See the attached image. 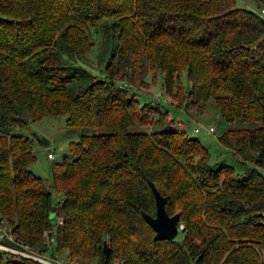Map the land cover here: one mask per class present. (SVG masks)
<instances>
[{
    "label": "trees",
    "instance_id": "trees-1",
    "mask_svg": "<svg viewBox=\"0 0 264 264\" xmlns=\"http://www.w3.org/2000/svg\"><path fill=\"white\" fill-rule=\"evenodd\" d=\"M243 1L0 0V222L13 242L70 264H264V13ZM158 75L186 112L211 98L230 124L220 144L249 166L209 163L165 108L139 104L129 91ZM56 115L81 132L46 183L11 128ZM148 182L177 214L170 240L141 218L154 213ZM0 264L40 263L0 252Z\"/></svg>",
    "mask_w": 264,
    "mask_h": 264
},
{
    "label": "rangeland",
    "instance_id": "rangeland-1",
    "mask_svg": "<svg viewBox=\"0 0 264 264\" xmlns=\"http://www.w3.org/2000/svg\"><path fill=\"white\" fill-rule=\"evenodd\" d=\"M237 5L258 12V9L248 1L236 2ZM96 45H94L88 54L89 64L88 71L98 75L100 67L96 68L93 62L95 57ZM160 76L158 75L153 83H150L144 91H136L131 89L129 92L135 95L139 104L150 102L159 103L166 109L168 117L176 124L183 126L185 133L190 137H195L208 151L209 163H220V161L232 166L236 173H240L244 166H249L248 163H239L235 161L228 150L224 148L218 138L224 133L230 124L226 123L218 114L216 107L211 98H209L200 113L194 111L186 112L182 106L176 105L161 91ZM180 84L184 92L188 88L184 74L180 77ZM160 95L159 98L156 96ZM182 103V100H179ZM239 125V124H238ZM232 126H237L232 123ZM211 127V132H206V129ZM197 130L196 133L193 130ZM13 133H18L30 139V151L33 154L34 160L29 165V170L48 183L50 179V166L52 162L59 161L61 156H69L67 145L69 141H75L77 135L81 132L80 128L66 127L61 115L46 116L39 120L29 122L22 127L11 128ZM45 142V143H44ZM52 155V161L46 159V154ZM51 202L54 204L58 200V194L53 190L50 191ZM60 255L61 252H58ZM89 264H95L93 262Z\"/></svg>",
    "mask_w": 264,
    "mask_h": 264
},
{
    "label": "built area",
    "instance_id": "built-area-1",
    "mask_svg": "<svg viewBox=\"0 0 264 264\" xmlns=\"http://www.w3.org/2000/svg\"><path fill=\"white\" fill-rule=\"evenodd\" d=\"M258 13L263 14L264 10L259 9ZM212 130L213 129L209 127L206 129V132H211ZM196 131H197L196 129L193 130L194 133H196ZM46 159L52 160V155L47 153ZM57 201L58 202L60 201L59 197ZM56 224H60V219L57 218ZM178 227L181 228L180 225ZM52 234L53 232L49 234H46L45 232L43 233L44 236L43 239L45 240V242H52L53 240ZM6 241L9 242L10 244L6 243ZM0 252H3V254H8L14 258H25L28 260L38 262L40 264H70L66 261V259L63 256H61L56 252H52L49 255L36 253L26 246H22L13 242L9 234V229L2 222H0ZM106 264H120V260L112 259Z\"/></svg>",
    "mask_w": 264,
    "mask_h": 264
},
{
    "label": "water",
    "instance_id": "water-1",
    "mask_svg": "<svg viewBox=\"0 0 264 264\" xmlns=\"http://www.w3.org/2000/svg\"><path fill=\"white\" fill-rule=\"evenodd\" d=\"M148 186L153 197L154 213L153 216H149L147 214L142 213L141 218L152 230L153 239L170 240L175 236L177 230L180 229L176 225L177 214H173L171 216L166 215L163 208L164 198L158 194V192L155 190L154 186L150 182H148ZM53 217H54V208L50 207L48 211V218L52 219ZM106 250H107L106 245L103 242L102 251L106 252Z\"/></svg>",
    "mask_w": 264,
    "mask_h": 264
},
{
    "label": "crops",
    "instance_id": "crops-1",
    "mask_svg": "<svg viewBox=\"0 0 264 264\" xmlns=\"http://www.w3.org/2000/svg\"><path fill=\"white\" fill-rule=\"evenodd\" d=\"M49 161H51V160H49Z\"/></svg>",
    "mask_w": 264,
    "mask_h": 264
}]
</instances>
